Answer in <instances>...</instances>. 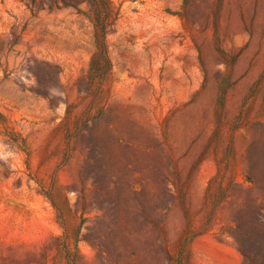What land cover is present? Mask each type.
Wrapping results in <instances>:
<instances>
[{
  "label": "rangeland",
  "instance_id": "rangeland-1",
  "mask_svg": "<svg viewBox=\"0 0 264 264\" xmlns=\"http://www.w3.org/2000/svg\"><path fill=\"white\" fill-rule=\"evenodd\" d=\"M0 264H264V0H0Z\"/></svg>",
  "mask_w": 264,
  "mask_h": 264
}]
</instances>
